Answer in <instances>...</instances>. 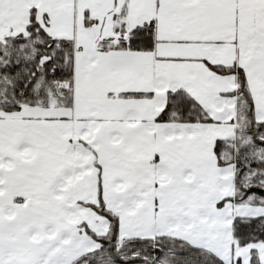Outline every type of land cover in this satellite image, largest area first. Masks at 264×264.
<instances>
[{
  "label": "snow or ice",
  "instance_id": "obj_1",
  "mask_svg": "<svg viewBox=\"0 0 264 264\" xmlns=\"http://www.w3.org/2000/svg\"><path fill=\"white\" fill-rule=\"evenodd\" d=\"M0 264H264V0H0Z\"/></svg>",
  "mask_w": 264,
  "mask_h": 264
}]
</instances>
